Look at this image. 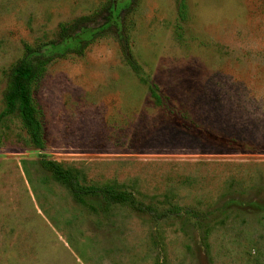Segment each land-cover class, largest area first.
Here are the masks:
<instances>
[{"label": "rangeland", "instance_id": "rangeland-1", "mask_svg": "<svg viewBox=\"0 0 264 264\" xmlns=\"http://www.w3.org/2000/svg\"><path fill=\"white\" fill-rule=\"evenodd\" d=\"M177 2L0 0V264H264V0ZM25 44L67 50L35 86L39 151L6 100Z\"/></svg>", "mask_w": 264, "mask_h": 264}, {"label": "trees", "instance_id": "trees-1", "mask_svg": "<svg viewBox=\"0 0 264 264\" xmlns=\"http://www.w3.org/2000/svg\"><path fill=\"white\" fill-rule=\"evenodd\" d=\"M177 16L180 21L186 20L187 6L185 4V0H178ZM87 19V16H81L69 24H60L57 31L58 41H50L49 43L51 47H55L58 42H61L69 37L70 32L77 30L81 24L88 21ZM88 43L89 40L82 41L72 50L78 55H81L84 53V49ZM37 47L38 46L35 47L25 44L24 55L8 69L7 76L9 78L11 88L7 92L6 100L9 105H12L16 98H20L22 102L21 113L23 121L27 126L34 149L39 151L44 149L45 143L43 137V112L35 97V86L46 70L47 65L56 58L65 56L67 50L51 51L50 54H37L33 60V54L39 50ZM123 49L131 67L134 70H137V64L130 56L129 48L125 45ZM151 94L157 101H160L156 89L152 88ZM41 164L45 169L50 171L54 177L63 181L75 196H79V187L76 185L75 176L71 172L62 168V166L57 162L46 158L45 155H41ZM92 191H104V193L112 199H124L126 196V192L116 191L111 186L93 188Z\"/></svg>", "mask_w": 264, "mask_h": 264}]
</instances>
